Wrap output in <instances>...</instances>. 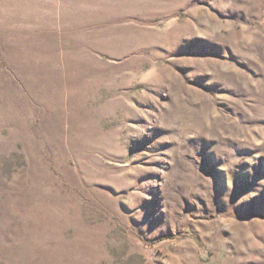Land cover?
<instances>
[{
    "label": "rangeland",
    "instance_id": "1",
    "mask_svg": "<svg viewBox=\"0 0 264 264\" xmlns=\"http://www.w3.org/2000/svg\"><path fill=\"white\" fill-rule=\"evenodd\" d=\"M0 264H264V0H0Z\"/></svg>",
    "mask_w": 264,
    "mask_h": 264
}]
</instances>
